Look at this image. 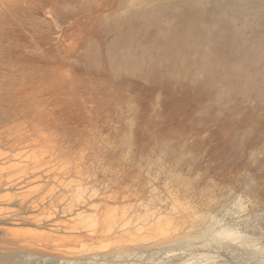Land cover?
Here are the masks:
<instances>
[{
	"label": "rangeland",
	"instance_id": "obj_1",
	"mask_svg": "<svg viewBox=\"0 0 264 264\" xmlns=\"http://www.w3.org/2000/svg\"><path fill=\"white\" fill-rule=\"evenodd\" d=\"M130 1L0 0V132L42 142L16 159L0 141V173L48 161L1 189L16 198L0 201V264H264V16L246 1ZM78 186L134 219L173 217L169 244L69 254L91 237L70 220Z\"/></svg>",
	"mask_w": 264,
	"mask_h": 264
},
{
	"label": "bare ground",
	"instance_id": "obj_2",
	"mask_svg": "<svg viewBox=\"0 0 264 264\" xmlns=\"http://www.w3.org/2000/svg\"><path fill=\"white\" fill-rule=\"evenodd\" d=\"M137 1L138 0H131L130 2H128V4L125 7L126 13L132 12V10L137 6ZM194 1L199 3L200 8H206V5L214 1H215L214 5L216 4L215 5L216 7L220 5L218 0H194ZM236 1L240 4L243 3L244 1L248 2L251 8H253L258 13L257 16H264V0H236ZM147 2H148L147 3V8H148L150 4L149 1ZM31 136L32 135L21 130L20 128H16V129L8 128L4 132H0V141L5 144H9L10 150L12 152V156L17 159L24 157L23 149H25L26 147L22 146L21 148L20 147L21 145L31 142L33 143V145L42 143L40 142V140L33 139ZM50 147H52L51 144ZM20 149L22 150L21 152L18 151ZM47 150L48 148L45 151ZM36 153L37 155L35 154L36 156L32 157L31 162H29L27 158H25L26 159L25 164L19 166L20 167L19 170L22 172L20 176H17L15 178L8 177L4 179L2 173H0V192L3 187L7 191L16 187H17L16 189L19 188L22 190L29 182L28 181L29 179L38 177L39 174L43 173L44 171H47V163H46L47 160L45 158V155L43 154L38 155V152ZM45 154L49 155V152L48 154L47 152H45ZM81 189L82 188L78 186L74 196L72 197L71 205H70V209H71L70 220L72 223L76 225L80 224V225H84V227H88L86 229L89 235H91V237L88 236L84 238L83 239L84 241L82 240V242L80 239L79 241L80 247L76 250L73 248L68 249V251L66 252H68L69 254L76 255L82 253L85 254V257L87 256L88 258H90V256H92L94 258H100V259L130 258L131 256L144 259L143 253L152 251L153 248L157 246H164V244H169L168 242L170 241L167 242L165 238L170 237L172 231L175 230L173 217H167V216L158 217L155 216L154 213L153 214L150 213V209H147V210H142V212H144V214H142V217L134 219L135 216H137V213L141 212L139 208L134 209L132 212H128V209H119L115 206H111L108 203L103 205H95L93 202L90 201L88 202V199L85 198L84 195L82 194ZM14 196L15 195H12L11 192H8L7 194H3V195L0 194V201L11 203L13 202ZM25 202L26 200L24 199L21 200L20 202H18V206L20 208H23ZM120 222H127V223L119 224ZM215 223H219V221H215ZM132 227H135L138 232L145 230L148 235L146 237L142 236L143 234L140 236H133L130 232V228ZM151 231H153L156 235L159 236L158 241H156L154 237L151 236L153 234L151 233ZM216 234L219 235L218 237L224 236L228 240L229 239L235 240L237 238V235L234 231L225 228H221L217 230ZM78 239L76 240L78 241ZM126 241L136 242V244L127 245L124 243Z\"/></svg>",
	"mask_w": 264,
	"mask_h": 264
}]
</instances>
